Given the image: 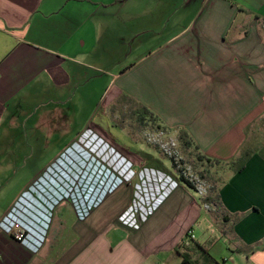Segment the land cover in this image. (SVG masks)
Listing matches in <instances>:
<instances>
[{
  "label": "crops",
  "instance_id": "0c3cea01",
  "mask_svg": "<svg viewBox=\"0 0 264 264\" xmlns=\"http://www.w3.org/2000/svg\"><path fill=\"white\" fill-rule=\"evenodd\" d=\"M122 103L165 135L187 133L186 149L209 159L216 201L152 154L123 151L122 165L175 180L134 226L122 220L134 186L108 192L121 171L81 147L60 161L70 170H47L74 141L117 152L103 109L120 118ZM97 201L78 218L74 202ZM13 206L31 245L43 239L34 252L0 228V264H264V0H0V221ZM212 223L225 245L203 234ZM223 250L230 258L216 260Z\"/></svg>",
  "mask_w": 264,
  "mask_h": 264
},
{
  "label": "rangeland",
  "instance_id": "374dc122",
  "mask_svg": "<svg viewBox=\"0 0 264 264\" xmlns=\"http://www.w3.org/2000/svg\"><path fill=\"white\" fill-rule=\"evenodd\" d=\"M121 107H122L121 108L122 114L120 113V118H118V116L115 113H113L114 107L103 109V111L105 113V125H106L105 131L107 132V134L109 135V138L111 139V141H108V142H111V144L113 146L115 145L114 146L115 150L118 153L115 152L113 149H112V151L107 149V155L106 156H103V155L97 156L96 154L95 155L92 154L91 151H88V149L82 145L83 151L80 152V155L83 158L86 159L87 153L90 154L91 156L94 155V157L98 161H100V163L102 165H104L108 170H110V172L113 171L114 175H115V172L117 173V172H120L122 170L123 171L122 175L123 174H125L123 176L127 175L126 179H129L127 182H130V184L134 185V183L142 182V179H143L142 174L140 172L137 173L138 171L133 167H131L127 170L123 169L121 167V163L119 161L126 163L124 156L120 155L121 152L123 153V151H124V154H127L129 152H135V151L139 150V151L146 152L147 154H152V157L160 162V168H161L162 172L165 173V171L167 170L171 173H174L171 158L168 157L162 151L159 143L157 142L159 140L169 141L171 139H174V141L176 142V145H177V149L180 151V154L183 158V162L186 163V165H189L191 167V169L195 172L196 175H198L201 179L206 181L209 184V186H211L210 182H209L210 173H209L208 162L206 163L205 159L198 160L197 154H195L193 151H189L188 149L184 148L181 144L180 139L178 138L179 136H176V135L171 136L170 133L165 135L160 130L161 129L160 126H157L156 124L152 123L150 121V119L148 120L149 117L144 116L145 120H147L146 122H148V123H143V122L140 123L138 121V117H137L138 115H140V112H138V114H135V112H134V109H136V108H134V107L132 108L130 106L127 107L124 103H122ZM100 115H101V113L98 114V117H101ZM149 123H150V125H149ZM78 144L81 145L79 142L74 141L72 144V147H71L72 149L70 148L71 149L70 151L73 152L72 150H75V151L81 150L78 147ZM125 152H127V153H125ZM67 153L69 154L70 152H68V150H67L65 153H62V155L60 157H58L57 161L55 163H53L47 170L52 171V168H54V166L57 163L61 164L62 166L64 165L66 169H69L68 166L64 164V162H60L61 159L66 160L65 155ZM76 156H75V154L73 155V153H72V157H74L75 160L77 158ZM68 164H70L71 167L75 169V173L72 174L74 179H79V178H76V175H75L76 172H79L78 167H76L73 163L71 164L70 162ZM78 164H80V163H78ZM56 170L58 172H60L59 168H57ZM124 170H126V171L124 172ZM80 174H82V173H80ZM44 175L46 177L47 172ZM107 175H108L107 171L106 172L104 171V177L105 178L107 177ZM112 176L113 175H110V177H112ZM141 177H142V179H141ZM92 179L93 178H90V180H89V178L86 179L83 184H81L80 180H78L82 190L86 189L87 185L93 181ZM40 180H41V178H40ZM39 182L41 184L43 181L42 182L38 181L31 188H29V191H31V194L29 192L25 193L24 194L25 198L30 199L31 195H32L31 197L34 196L35 193H33V191H35V187H38ZM127 182H126V184H127ZM69 183L72 184L69 187H72V186H74L75 182L70 180ZM126 184H123V185H126ZM122 187H125V186H122ZM74 188H75L74 190L76 192H78L77 185H75ZM122 189H124V188H122ZM84 193H87V191ZM118 195H119V191L117 190L114 193H112L107 199H113L114 197H116ZM67 199H69V198H67ZM68 204H70L69 201H65L62 203V205H68ZM60 208L63 209V207H60ZM203 223H204V221L202 219L201 220L202 227H203ZM211 226L208 229L204 230L203 234H207L210 241H212V242L215 241V242H218L222 245H225L224 238L222 236H220V234H219V227L213 223ZM197 228H200V227L197 226ZM17 232H18V230L15 229L13 234H9L15 241H17V240L14 238V236L17 235ZM201 235H202V232L199 233L197 237L199 238ZM215 238H217V239H215ZM17 242H19V241H17ZM227 252L228 251H226V250H223L221 252L217 251L216 252L217 253L216 254V260L221 261L222 258H224V257L230 258L229 254H227Z\"/></svg>",
  "mask_w": 264,
  "mask_h": 264
},
{
  "label": "built area",
  "instance_id": "2783aa9c",
  "mask_svg": "<svg viewBox=\"0 0 264 264\" xmlns=\"http://www.w3.org/2000/svg\"><path fill=\"white\" fill-rule=\"evenodd\" d=\"M157 142L159 143L162 151L168 157L171 158L173 169L175 170L177 177L179 175L186 182H188L193 187L194 192L199 197H206L210 189L209 184L203 179H201L198 175H196L189 165H186V163L183 162V158L180 154V151L177 149V145L174 139H171L169 141L159 140ZM71 147H68L66 151L68 150V152L72 153L70 151L72 149ZM78 147L82 148V145L78 144ZM91 157L95 161L100 163V161H98L94 157V155H92ZM88 164L86 165L83 164V168H85ZM140 173L142 174V177H143V179L141 177L142 182L134 183L133 186H134L136 194L134 196V199H132L130 206L127 208V210L122 215L123 221H125L128 224H132L134 226H137L157 206V204L171 190V188L174 185V181H175L174 179H172L170 175L161 173L159 171H153L150 168L144 167ZM123 175L122 176L116 175L117 181L114 183V187L109 189L108 192H111L118 185L126 183L129 180V179H126V176H123ZM127 183L130 184V182H127ZM32 186L33 185H31L29 188H31ZM28 190L22 194L20 199L24 196L25 193L28 192ZM59 196L60 198L56 200L55 204H57L60 200L69 198L64 193ZM99 201H101V199ZM99 201L95 202L93 205L92 204L85 205L84 202H82V204L78 202H74V208H75L74 210L76 211L78 218L80 219L84 218L89 213L91 207L97 205ZM17 203L18 202H16L15 205H17ZM54 205L51 207L52 209ZM203 206L204 208L208 209L210 208L211 205L204 203ZM15 207L16 206H13L12 209L7 213V215L4 216L3 219L0 221V228H2L4 231H6L9 234H13L14 230L17 229L18 232H17V235L14 236V238L20 243L26 244L29 247L31 243L28 240L29 231L26 228V225L23 224L22 222H19V223L14 222L15 218L13 216V211ZM52 209L48 212L47 219H49ZM33 218L38 219L36 216H33ZM38 222L36 221V224H35L37 231H38V227H37ZM44 230L45 229L42 230V235L45 232ZM42 239L43 238L41 236L38 246L31 245L32 250L34 252L37 251L39 245L42 242ZM193 240H194V231L192 228H190L186 231V236H185V239L182 241V243L186 246Z\"/></svg>",
  "mask_w": 264,
  "mask_h": 264
},
{
  "label": "trees",
  "instance_id": "16d2710c",
  "mask_svg": "<svg viewBox=\"0 0 264 264\" xmlns=\"http://www.w3.org/2000/svg\"><path fill=\"white\" fill-rule=\"evenodd\" d=\"M143 113V114H142ZM142 113L140 114V115H138V120L141 122L143 119H145L144 118V116H145V113H146V111H144V109L142 110ZM179 139H180V141H181V144H182V146L184 147V148H187V147H189V144H190V142H189V140H188V138H187V133H185V132H181V133H179V137H178ZM101 148V147H100ZM99 154L100 155H103V156H106L107 155V148H106V146H105V144L103 145V147H102V149H99ZM198 156H197V158H198V160H203V159H205V161H206V163L209 161V159H206L205 157H203V156H200L199 154H197ZM173 165V164H172ZM117 166V165H116ZM121 167L123 168V169H129L127 166H124V165H122L121 164ZM126 170H124V172L126 171ZM123 171L121 170V172L120 173H122ZM127 176V175H126ZM177 181H180V182H183L184 184H186L188 187H190V188H192L193 189V187L188 183V182H186L181 176H179L178 175V177H177ZM210 188H211V186H210ZM209 191H210V189H209ZM205 201H216V199H214V198H207V196L205 197V199H204ZM211 203V202H210ZM181 264H189V261L185 258V256L183 257V259H182V262H181Z\"/></svg>",
  "mask_w": 264,
  "mask_h": 264
}]
</instances>
